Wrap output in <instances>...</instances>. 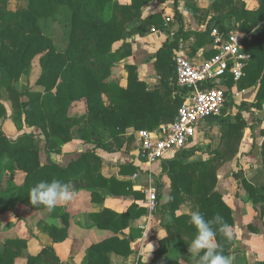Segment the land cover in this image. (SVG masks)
<instances>
[{
    "label": "trees",
    "instance_id": "1",
    "mask_svg": "<svg viewBox=\"0 0 264 264\" xmlns=\"http://www.w3.org/2000/svg\"><path fill=\"white\" fill-rule=\"evenodd\" d=\"M28 1L27 10L13 12L7 8L8 0H0V91L8 92L9 98L14 101L13 114L8 117L0 93V116L20 124V132H24V125L40 128L44 140L36 132L10 138L0 129V205L6 207L0 210V215L6 213L7 208L14 211L19 205H26L35 211L51 209L61 212L65 220L69 215L55 205L56 200L69 191L82 189L94 192L101 188L111 197L134 194L136 198H143L141 193L134 192L130 182L115 177L106 178L101 174L102 155H115L128 147L134 139V135L128 134L130 130H155L161 124L175 121L187 93L185 88L177 85L175 78L174 56L181 39L196 37L200 48L213 42L211 33L214 29L229 34L235 30H229L227 24L232 21L239 23L243 32H238L245 35V49L253 60L237 86L239 91L258 88L257 104L242 103L241 108L250 111L253 107H262L264 0H259L257 10H248L245 3L239 4L236 0H216L210 7L215 14L206 29L197 33L184 31L178 11V31L167 26L161 14H153L139 23L143 18V9L155 0H131L129 4L118 0ZM173 1L177 4V0ZM191 9L196 15L209 12L197 8L196 2L191 4ZM49 21H60L67 31L68 45L64 52L57 51L51 35L42 27V22ZM152 27L160 31L164 38L155 55L161 87L149 91L148 84L139 78L137 64L126 66L129 72L126 87L110 82L114 66L133 56L132 44L125 42V35H143ZM117 43L122 44L115 48ZM214 54L212 50L209 58ZM37 56H40L42 69L38 85L43 91L20 93L16 85L29 72ZM228 86L231 89L233 82L230 81ZM24 96L28 99L24 100ZM83 100L86 113L71 115L72 105ZM221 122L222 143L215 152V159L183 165L185 158L201 151L194 147L183 150L179 159L164 163L165 171L174 176V186L169 201L162 206L163 220L169 218L168 213L174 216L173 227L177 229L179 245H190L182 240L181 227L187 221L195 226H205L216 237L217 247L203 248L195 257V264H220L230 255L234 245V240L226 234L227 227L234 224L232 211L222 196L215 192L216 164L231 150L237 137L241 138L247 123L240 115L236 116L235 123L230 119H222ZM77 139L86 143L87 150L63 163L55 162L53 153L61 154L64 145ZM43 153L46 161L42 160ZM120 168L121 175H133L138 171L134 164H121ZM18 175L24 176L21 184L16 181ZM234 177L239 181V187L245 188L254 201L264 202V197L258 196L260 191L249 183L243 171ZM162 188L159 179L158 191ZM182 189L196 195L194 211L198 212V219L176 216V211L184 202ZM146 213L145 208L138 209L134 204L123 214L107 210L94 218H106L110 223L107 225L109 229L118 234L128 227L129 221ZM98 225L103 227L101 221ZM68 227V224L64 229L45 226L43 230L55 243H61L68 236ZM191 229L192 225L187 226L185 232L189 233ZM168 231L171 233L170 228ZM176 240L170 236L158 250L157 261L162 259V264H180L169 257V248ZM27 248V240L6 241L4 252L0 253V264H15L19 257L25 255ZM88 252L89 259L85 264H109L106 252L128 256L132 250L128 241L113 238L93 245ZM26 258L27 264H64L51 246L45 247L37 256L27 254Z\"/></svg>",
    "mask_w": 264,
    "mask_h": 264
},
{
    "label": "crops",
    "instance_id": "2",
    "mask_svg": "<svg viewBox=\"0 0 264 264\" xmlns=\"http://www.w3.org/2000/svg\"><path fill=\"white\" fill-rule=\"evenodd\" d=\"M215 1L177 0L176 4L173 0L166 2L155 0L153 1L155 4L150 3L143 9V18L139 20V23L153 14H161L167 26L173 31H178L180 29L178 23L180 21L176 18L178 11L182 17L184 31L197 33L206 29L209 20L215 14L214 10H210ZM244 1L248 2V0ZM120 2L129 4L131 0ZM193 2H196L197 8L209 12L196 15L191 9ZM257 7H259V0H257ZM167 8H171L172 11L167 12ZM246 8L254 10V8H249L248 5H246ZM154 29L155 27L149 28L145 34H137L133 37L126 34L124 38L125 42L132 44L133 56L130 58L132 62L139 65V78L148 84L149 91H156L161 87V76L158 74L157 57L155 55L162 47L164 38L160 31L155 30L154 32ZM197 45L196 37L189 36L181 39L174 57L182 54L195 63L209 59L212 52V43H207L200 48ZM170 80H172V77H170ZM257 93V87L239 91L237 86H233L228 92L229 105L225 107L223 115L220 118L202 121L197 128L195 139L186 148V150H190L198 147L201 151L185 158L182 163L188 166L216 158L215 152L222 143V119H230L235 123L236 116L240 115L247 123L241 132V138L237 137L231 150L226 152L216 164L217 185L215 192L222 196L224 202L231 209L234 221V224L226 229V234L234 240V245L230 250V255L220 264H260L264 262V213L262 212L264 202L254 201L245 188L239 187V181L234 177L239 171H243L249 183L260 191L258 196L264 197V102L261 104V108L253 107L250 111L241 108L242 103L257 104ZM164 125L166 124H161L156 129ZM133 132L134 130H130L128 134ZM137 134V147L139 148ZM81 143L74 140L65 146L64 151L69 152L68 149H71L70 151L75 150L74 147L81 145ZM86 146H80L78 152L81 153ZM125 150L126 146L122 152L115 155H102L104 162L101 174L106 178L115 177L120 181L130 182L134 192H139L144 197L136 198L134 194L111 197L106 190L101 188L95 189L94 192L87 189L69 191L55 202L56 206L63 208L64 212L69 215L65 220L61 212L57 213L51 209L36 212L45 223V226L64 229L68 224L66 240L55 243L48 233L41 229V231L35 230L33 232L36 235L35 237L31 233H29L30 239L24 237V239L28 238L29 241L28 255L37 256L45 247L51 246L64 264H85L89 259L88 251L93 245L119 238L130 243L132 253L123 256L116 252H106L109 264H162V259L156 260V254L171 236L177 240L169 248L170 259L180 264H195L194 259L203 248L217 247L216 237L212 232L208 231L205 226H195L190 221H187L181 227L182 240L189 242L190 245L183 244L180 246L177 229L173 227L175 223L174 216L168 213L169 218L163 220L162 206L169 201L174 186V176L169 171H165L164 163L179 159L181 154L167 156L153 166L148 167L138 158L137 152L135 154L133 151L125 152ZM68 155L63 156L58 161L63 163L78 156ZM121 164H134L138 171L133 175H121ZM159 179L163 187L162 190L158 191L160 208L157 212L152 213L147 207L145 190L150 186H155L158 190ZM181 197L184 202L180 209L176 211V216H188L198 219V212L194 211L196 195H190L182 189ZM134 204L137 205L138 209L145 208L147 213L142 217L129 221L128 227L119 231L118 234L109 229L107 225L110 223L106 218H94L103 215L107 210L123 214ZM99 221H101L103 227H99ZM190 225H192L191 231L189 233L185 232L187 226ZM168 228L171 229L172 234L169 233ZM33 241L38 243L37 248L32 247L31 242ZM45 242L46 245L44 244L45 246L41 247L40 243ZM26 256L25 254V258L21 259L23 264H27ZM16 262H19V260L17 259Z\"/></svg>",
    "mask_w": 264,
    "mask_h": 264
},
{
    "label": "built area",
    "instance_id": "3",
    "mask_svg": "<svg viewBox=\"0 0 264 264\" xmlns=\"http://www.w3.org/2000/svg\"><path fill=\"white\" fill-rule=\"evenodd\" d=\"M211 36L215 51L211 58L198 63L182 54L174 58L176 83L187 91L175 121L159 129L138 132V158L148 167L185 150L195 139L202 121L220 118L229 102V82L237 86L246 76L253 57L245 49V35L214 29ZM145 192L147 207L152 213L157 212V188L150 186Z\"/></svg>",
    "mask_w": 264,
    "mask_h": 264
},
{
    "label": "rangeland",
    "instance_id": "4",
    "mask_svg": "<svg viewBox=\"0 0 264 264\" xmlns=\"http://www.w3.org/2000/svg\"><path fill=\"white\" fill-rule=\"evenodd\" d=\"M118 1H125V0H118ZM235 1V0H234ZM239 4L241 2L246 3L244 0H236ZM248 2H251L250 4ZM246 5L249 6V8H254V10H257V0H248ZM155 4V2H152ZM29 7V1L28 0H8V6L7 8L10 11L17 12L20 10H27ZM156 8H158L157 5H155ZM241 7V5H239ZM227 9V8H226ZM229 9V8H228ZM172 11L171 8H167V12ZM204 14V13H202ZM42 27L46 33H49L51 35V38L53 42L56 45L57 51L59 52H64L67 48V43H68V38H67V31L64 29L63 24L60 21L57 22H42ZM227 28L229 30H240V24L236 22H231L227 24ZM243 32V31H242ZM122 43H117L115 45V48L119 47ZM151 56V55H150ZM152 58V57H151ZM136 64L132 62V59L129 58L125 61L117 63L114 68L112 75L109 79L110 82L119 84L120 86L126 87L127 82H128V76L129 72L127 70L128 65H133ZM139 66V65H138ZM42 69L40 66V56H37L33 62L32 66L27 74H24L20 80V82L16 85L17 90L20 93H25L26 91H34V92H42L43 89L38 85V80L41 76ZM159 74V73H158ZM168 77V74L166 75ZM1 96H2V103L4 107L7 110V116H11L14 111V101H12L9 98V94L6 91H0ZM28 97L24 96V100H27ZM86 103L85 101L81 102H76L72 105L71 109V115L73 116H82L83 114L86 113ZM5 116H0V129L3 131L5 135H7L10 138H16L18 137L21 133H31V132H36L37 134L41 135L42 140H44V136L42 135L43 133L41 132L40 128H35V127H29L28 125L25 126L24 132L19 131V127L21 126L20 124L16 123L13 119H10ZM136 133L138 131H134L133 133H130L134 135V139L132 143L126 147L125 152H131L133 151L135 154L136 152L138 153V147H137V138H136ZM138 136V134H137ZM76 141L82 142L81 145H78L74 147L75 150L68 149V151H64L65 146L64 145L61 150V154L53 153V159L55 162H59L58 160H61L63 156H69L68 154H71L73 157L85 152L87 150V146L85 149L81 151V153L78 152L80 149V146L86 145V143L82 140L77 139ZM71 143V142H70ZM69 144V143H68ZM122 152V151H121ZM70 155V156H71ZM42 160H45V155L44 153L42 154ZM104 162V160H103ZM103 166V163L101 167ZM24 176L23 175H18L17 177V183L21 184L23 183ZM5 209V206L0 205V210ZM160 208V207H159ZM43 211V210H41ZM37 211L31 209L30 207L26 205H20L19 207L16 208V210L11 211L10 209H6V213L0 215V253H3L5 250V244L6 241L8 240H16V239H24V237H29V233H31L34 237L36 236L33 232L36 230H43L45 223L40 219ZM40 230V231H41ZM44 231V230H43ZM45 232V231H44ZM47 233V232H46ZM24 239V240H27ZM29 242V241H28ZM45 243H40L41 247L45 246ZM31 245L33 248L38 247V243L35 241L31 242ZM25 254H28V248L25 250ZM25 258L24 256L19 257V262H16L15 264H23L21 262V259Z\"/></svg>",
    "mask_w": 264,
    "mask_h": 264
}]
</instances>
